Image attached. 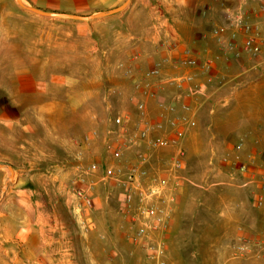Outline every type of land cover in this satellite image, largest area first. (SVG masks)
<instances>
[{
  "label": "rangeland",
  "instance_id": "1",
  "mask_svg": "<svg viewBox=\"0 0 264 264\" xmlns=\"http://www.w3.org/2000/svg\"><path fill=\"white\" fill-rule=\"evenodd\" d=\"M24 1L43 3L46 10L92 14L124 0ZM171 1L177 5V0H131L121 12L81 21L40 16L16 0H0V162L12 164L15 172L0 207L6 192L19 190L15 204L26 206V217L42 242L41 252L32 251L39 246L19 237L24 243L20 261L146 264L127 237L121 185L100 177L107 166L137 161L130 149L120 162L112 158L108 142L117 135L109 130L117 128L111 119L121 115L131 126L137 124L136 102L146 98L147 83L155 81L146 77L155 62L163 64L162 77L171 75L162 60L172 51L157 56L150 45L158 30L150 29L151 20L161 18L158 8ZM179 15L186 25L187 14ZM182 31L191 39L192 28ZM168 33L160 30L158 40ZM202 39L214 47L210 37ZM200 47L204 51L206 46ZM184 48L179 44L176 52ZM216 73L201 89L203 103L185 137L165 264H264V192L261 202L256 197L264 170V54L228 55ZM150 99L146 112L152 116ZM93 131L96 135L83 142ZM141 152L148 157L150 172L163 174L167 151L142 146ZM91 163L99 169L86 175L93 201L88 207L73 192L71 180ZM241 163L255 170L254 178L239 171ZM8 175L7 167H1L0 190ZM58 214L62 227L56 225ZM7 233L0 222V264L17 259V245ZM241 235L250 245L247 257L233 253Z\"/></svg>",
  "mask_w": 264,
  "mask_h": 264
},
{
  "label": "built area",
  "instance_id": "2",
  "mask_svg": "<svg viewBox=\"0 0 264 264\" xmlns=\"http://www.w3.org/2000/svg\"><path fill=\"white\" fill-rule=\"evenodd\" d=\"M225 19L222 24H215L207 31L216 44L221 56H238L245 53L250 56L264 54V31L263 23L251 21L249 13L242 6H224ZM258 11L264 15V3L258 5ZM230 31L229 35H225ZM239 36L241 38H239ZM206 37L202 34L201 38ZM178 42L165 41L164 47L169 51L178 49ZM180 58H171L162 62H168L174 72H180L183 66H200L205 72L204 82L193 85L194 90L201 91L204 85L213 82V74L210 73L212 60H199L191 49L184 48L180 51ZM227 55V56H226ZM163 64L157 61L146 72V77L151 81L147 83L146 98H153L157 95V88L160 86L175 87L177 90L183 85L186 77L179 73L162 77ZM204 83V84H203ZM158 86V87H157ZM140 98L136 105L140 110L137 124L131 126L127 123L126 116L115 115L111 123L116 130H109V133L116 137L109 140L108 147L115 162H120L127 150H133L137 156L134 164L127 167L115 163L103 169L100 180L108 182L115 180L123 189L124 216L129 223V241L138 248L143 255L146 264H165L167 255V232L176 201V188L179 183V172L183 168L185 158V137L187 132L196 124L189 102L180 104L179 112L175 103L159 102L160 112L156 118H152L146 112L147 100ZM96 135V131L86 134L83 142H87ZM145 146L151 151L164 149L168 157L164 162L163 174L150 172L148 157L141 152ZM99 169V164L91 163L84 170L83 174L71 180L72 190L82 202L90 207L92 199L89 195L90 186L87 185L86 175H93ZM241 173H250L254 178L255 170L249 164L241 163L238 166ZM249 177V176H248ZM248 180L245 184H248ZM258 192L256 197L262 201L264 192V170L259 172ZM250 252L248 240L239 236L234 245L235 256L247 257Z\"/></svg>",
  "mask_w": 264,
  "mask_h": 264
},
{
  "label": "crops",
  "instance_id": "3",
  "mask_svg": "<svg viewBox=\"0 0 264 264\" xmlns=\"http://www.w3.org/2000/svg\"><path fill=\"white\" fill-rule=\"evenodd\" d=\"M131 1V0H130ZM221 2H225L226 5L231 7L242 6L244 10H246L249 14V19L251 21H260L264 23V15L261 13H255L254 8H257L258 4L264 3L263 0H177L173 7V1L169 6H161L159 12L161 14L156 20H151L150 29H158L153 35V39L150 40V45L152 46V54L154 55H164L165 47L164 42L166 41H178L182 47H186L191 49L193 54L199 58V60L203 61L206 59L212 60V67L210 68V73L217 75L216 71L218 70V63L221 60H224V56H221L216 44L214 43V47L211 46V42H206L201 38L202 34H206V36L210 37L207 34V31L210 27L215 24H222L225 19L224 5ZM130 3V2H129ZM128 3V4H129ZM224 3V4H225ZM33 4L38 5V7H48L43 3H38L33 1ZM112 5H107L106 7H111ZM128 6V5H127ZM126 6V7H127ZM125 7V8H126ZM109 9V8H108ZM150 13L153 11L150 10ZM69 12H76V10H71ZM258 12V11H257ZM260 12V11H259ZM187 14V24L183 25L180 21L181 17L179 14ZM91 14V13H90ZM176 14V15H175ZM113 15V14H111ZM109 16V15H108ZM107 17V16H103ZM102 18V17H98ZM96 19V18H93ZM161 19V20H160ZM92 20V19H91ZM81 21H89V20H81ZM206 23H209V28L204 32ZM90 28V26H88ZM192 28L191 39L183 35V29ZM91 29V28H90ZM166 29L169 31V37H163L158 40L160 30ZM230 31H227L225 35H229ZM165 34V32H164ZM163 34V35H164ZM239 38H241L239 36ZM212 41V38L210 39ZM214 42V41H213ZM204 45V51L200 50V45ZM210 47V48H209ZM200 50V51H199ZM204 56V58H203ZM223 57V58H222ZM171 58H180V54L176 51L171 52ZM180 72L171 71V74H183L186 77V80L183 82L180 90H177L175 87L169 86H160L157 88L158 97L161 99L160 102H164L162 99H171L178 107L176 108L179 112H181L179 106L183 102H189L192 105L193 115L197 113L198 108L202 106L201 102V91H196L193 88V85L198 82H203V78L205 76V72L201 70L200 66L196 67H185V70L181 68ZM162 87V88H161ZM156 97L148 100V107L152 118H156L160 112V108L158 104H156ZM205 102V101H204ZM20 196V192L17 189H12L6 192L4 196V202L2 207H0V222L4 224V228L8 229L7 235L11 238V242L17 245V259L11 260L9 262H3V264H26L25 261H20L18 258V254L20 251V246L24 243L19 239V237L24 236L26 238V242L28 244H37L39 248L32 249V251H42V242L40 240V235L36 230V226L33 224L31 220H29L26 216V206L24 204H15L16 198ZM71 203L75 206L76 200L74 197H70ZM59 216L56 220V225L62 227L65 223L63 222V218ZM28 232L25 233V231ZM6 234V232H5ZM22 243H21V242ZM24 251V248L21 249Z\"/></svg>",
  "mask_w": 264,
  "mask_h": 264
},
{
  "label": "water",
  "instance_id": "4",
  "mask_svg": "<svg viewBox=\"0 0 264 264\" xmlns=\"http://www.w3.org/2000/svg\"><path fill=\"white\" fill-rule=\"evenodd\" d=\"M16 2L23 9L29 10L35 14H38V15L44 16V17H58V18L73 19V20H91L93 18L108 16L111 14L121 12L122 10L125 9V7L128 5L130 0H124L121 4H119L117 6L109 8L105 11H100V12H96V13H92V14H81V13H75V12L46 10V9L40 8V7L35 6V5H29L24 0H16ZM4 166L7 167L8 171H9V175L7 176L4 184L1 187L0 199L3 197L7 187L9 186V184H11L13 182L14 174H15L14 166L12 164L0 162V168L4 167Z\"/></svg>",
  "mask_w": 264,
  "mask_h": 264
}]
</instances>
